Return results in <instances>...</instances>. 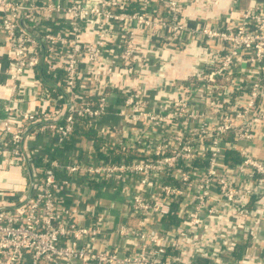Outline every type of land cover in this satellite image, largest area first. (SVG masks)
Segmentation results:
<instances>
[{"label": "built area", "instance_id": "obj_1", "mask_svg": "<svg viewBox=\"0 0 264 264\" xmlns=\"http://www.w3.org/2000/svg\"><path fill=\"white\" fill-rule=\"evenodd\" d=\"M214 2L0 0V175L32 173L29 191L0 189V264H264V0L190 24ZM195 41L193 72L163 75ZM108 110L103 147L129 159L79 128ZM36 132L59 148L78 134L83 154L38 174Z\"/></svg>", "mask_w": 264, "mask_h": 264}, {"label": "crops", "instance_id": "obj_2", "mask_svg": "<svg viewBox=\"0 0 264 264\" xmlns=\"http://www.w3.org/2000/svg\"><path fill=\"white\" fill-rule=\"evenodd\" d=\"M248 4V0H238V12H233L231 9L232 0H215L213 6L209 7L208 9H193L190 8L188 10V17L190 24H194V21H201L205 25H211L217 22H223V20H228L238 16L242 9L246 7ZM241 8V9H240ZM186 38V37H185ZM187 39V38H186ZM198 41L193 42L190 46L182 47L178 49H168L166 51L164 62L162 63V74L166 75L167 78H179L182 75H187L193 72L195 65L198 64L196 59L198 57L196 52L204 51V48L208 49L205 43L202 46L197 47ZM1 55V53H0ZM3 57V55H1ZM5 58V57H4ZM0 70L2 71L3 68ZM157 77V76H156ZM5 84V76L3 73L0 72V95L5 96L7 95V89L4 86ZM1 107V106H0ZM1 112V111H0ZM1 114V113H0ZM112 114V113H111ZM109 114L102 122L110 121L116 122V116ZM53 136H50L43 132H36L32 133L28 136L26 140V145L28 147L38 148V156L33 159V164L36 166L35 169L39 170L37 173L39 174L42 166V157L43 156H50L58 158L62 163L68 162L72 156L73 157H81L83 152L79 146V138L78 134L74 135L62 144L59 148L53 142ZM257 153H262L264 148H256ZM58 176H66V173L62 170L57 171ZM32 173L23 170L20 171L18 168L12 169L9 172H4L0 175V189L6 190L7 192L17 194H22L23 192H27L30 190L31 180H32ZM106 198V200H120V197L117 194H112L108 192L105 187L100 190H96L94 195ZM94 198L88 201L93 202ZM115 215L118 213L120 214V210L113 208L111 210ZM262 234H264V230H262ZM243 251L242 247L239 248L238 254Z\"/></svg>", "mask_w": 264, "mask_h": 264}, {"label": "trees", "instance_id": "obj_3", "mask_svg": "<svg viewBox=\"0 0 264 264\" xmlns=\"http://www.w3.org/2000/svg\"><path fill=\"white\" fill-rule=\"evenodd\" d=\"M1 55H3V57ZM1 55H0V68L2 69L6 66L8 58L3 53H1ZM0 106H1V104H0ZM0 111H1L0 113L2 114V112H3L2 106L0 107ZM109 111L110 110H108V113L105 114L102 117V119H104L106 116H108L109 114L112 113L111 111L110 112ZM102 119H100L98 123L96 122L94 124H89V125L83 124V125L79 126V128H81V130L83 131V133L86 136H89L90 138H92L94 140V142L96 144L95 146L97 147L99 154L101 155V157L104 160L117 161L119 159H129L128 155L126 156L122 153V151L112 148L111 144H108L105 148L103 147L104 146V138L101 134H99L97 129H98V126H100L101 124L109 123L110 121L102 122ZM80 121L83 122L84 120L81 119ZM68 140H70V139H68ZM68 140H66L65 142H67ZM63 144H65V143H63ZM48 157L53 158L50 156H48ZM232 158L235 159V156H232ZM33 167H36V166L33 164Z\"/></svg>", "mask_w": 264, "mask_h": 264}]
</instances>
